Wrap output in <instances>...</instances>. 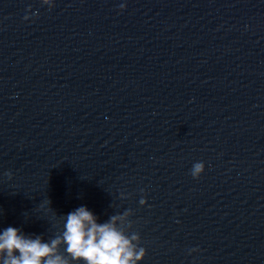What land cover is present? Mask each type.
Instances as JSON below:
<instances>
[{
  "label": "water",
  "instance_id": "1",
  "mask_svg": "<svg viewBox=\"0 0 264 264\" xmlns=\"http://www.w3.org/2000/svg\"><path fill=\"white\" fill-rule=\"evenodd\" d=\"M49 3L0 0V232L130 210L138 264H264V0Z\"/></svg>",
  "mask_w": 264,
  "mask_h": 264
},
{
  "label": "clouds",
  "instance_id": "2",
  "mask_svg": "<svg viewBox=\"0 0 264 264\" xmlns=\"http://www.w3.org/2000/svg\"><path fill=\"white\" fill-rule=\"evenodd\" d=\"M43 3L53 6L49 0ZM120 7L124 9L127 5ZM204 171L203 162H196L191 174L199 178ZM140 203L147 201L142 198ZM131 215L130 210L125 211L101 223L93 212L81 206L62 217V229L47 242L43 236H30L18 228L8 227L0 232V264H80L81 261L83 264H138L146 256V250L139 246L138 233L129 235Z\"/></svg>",
  "mask_w": 264,
  "mask_h": 264
}]
</instances>
